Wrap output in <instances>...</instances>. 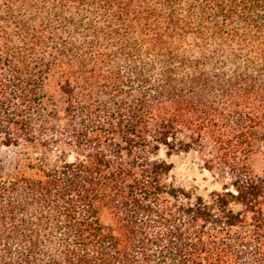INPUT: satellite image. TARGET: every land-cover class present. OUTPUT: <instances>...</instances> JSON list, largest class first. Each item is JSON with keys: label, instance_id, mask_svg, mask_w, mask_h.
<instances>
[{"label": "trees", "instance_id": "16d2710c", "mask_svg": "<svg viewBox=\"0 0 264 264\" xmlns=\"http://www.w3.org/2000/svg\"><path fill=\"white\" fill-rule=\"evenodd\" d=\"M0 147V264H264V0H0Z\"/></svg>", "mask_w": 264, "mask_h": 264}, {"label": "rangeland", "instance_id": "374dc122", "mask_svg": "<svg viewBox=\"0 0 264 264\" xmlns=\"http://www.w3.org/2000/svg\"><path fill=\"white\" fill-rule=\"evenodd\" d=\"M14 150L0 147V171L5 172L11 167ZM158 157L165 159L172 164L169 172V179L175 184L206 196L212 190L220 188V181L202 163L199 154L190 150L166 155L163 150Z\"/></svg>", "mask_w": 264, "mask_h": 264}]
</instances>
